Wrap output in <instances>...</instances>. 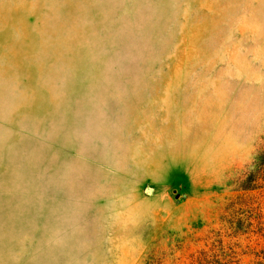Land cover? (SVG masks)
<instances>
[{"label": "rangeland", "instance_id": "1", "mask_svg": "<svg viewBox=\"0 0 264 264\" xmlns=\"http://www.w3.org/2000/svg\"><path fill=\"white\" fill-rule=\"evenodd\" d=\"M0 264H264V0H0Z\"/></svg>", "mask_w": 264, "mask_h": 264}]
</instances>
